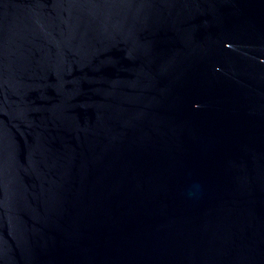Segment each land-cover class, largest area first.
Wrapping results in <instances>:
<instances>
[{
  "label": "water",
  "instance_id": "obj_1",
  "mask_svg": "<svg viewBox=\"0 0 264 264\" xmlns=\"http://www.w3.org/2000/svg\"><path fill=\"white\" fill-rule=\"evenodd\" d=\"M0 264H264V0H0Z\"/></svg>",
  "mask_w": 264,
  "mask_h": 264
}]
</instances>
